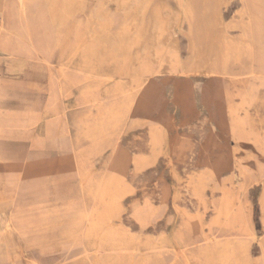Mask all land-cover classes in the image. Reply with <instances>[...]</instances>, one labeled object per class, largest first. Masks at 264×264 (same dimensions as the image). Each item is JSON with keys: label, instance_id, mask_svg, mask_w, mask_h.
Returning <instances> with one entry per match:
<instances>
[{"label": "rangeland", "instance_id": "obj_1", "mask_svg": "<svg viewBox=\"0 0 264 264\" xmlns=\"http://www.w3.org/2000/svg\"><path fill=\"white\" fill-rule=\"evenodd\" d=\"M39 1L56 51L33 58L122 80L74 76L114 99L83 121L76 149L60 148L69 129L45 124L48 106H0V264H264V81L243 77L264 69V23L235 24L241 0H210L223 26L205 29L191 0ZM216 34L221 53L206 54ZM244 36L259 56L222 55ZM146 82L152 100L134 105Z\"/></svg>", "mask_w": 264, "mask_h": 264}, {"label": "bare ground", "instance_id": "obj_2", "mask_svg": "<svg viewBox=\"0 0 264 264\" xmlns=\"http://www.w3.org/2000/svg\"><path fill=\"white\" fill-rule=\"evenodd\" d=\"M241 2H242V7L240 8L241 17L239 18V20L235 24L242 25V27H241L242 30H245L249 27H260L262 25V23H264V17H263L264 15L262 12L263 8H262L261 0H241ZM43 3H41L39 0H0L1 10H2V15L0 17V48H8L10 50V52L13 54H17V55L26 57L28 59L37 60V61H39L40 66L47 71L49 70V72H55V71L61 72L60 74H62V76L64 78L59 81L60 82V88H63L64 86H66L67 88L64 90H61L60 96H59V97H61L60 99L65 100L67 98L66 100L68 102L76 101L78 103V106H81V107L77 108L76 106H68V107L64 106V108L63 107L60 108L58 105H55V104L49 105L47 107L49 109V113L47 114L48 119L45 121V124L48 123V125H51V124L56 125V124H58V122H63L62 124L66 125L68 127L69 131L68 132L65 131L64 128L60 129L58 140L59 141L61 140V142L63 143V145H61L60 148L65 149L69 146V144H71L72 149H76L80 145V139L82 137L81 125H82L83 121L92 114L97 115L99 113H103L106 106H114V99H113V96H111V94L108 93V91L105 92L102 90L101 91L100 90L99 91L93 90L92 94H90V90H87V94L84 90L83 91L82 90L76 91L75 87L76 88L78 87V82L74 79V76H76V75L79 76L80 74L83 75V73H84L85 75L87 74L88 76H93L96 78H102V80H106V81H110L111 79L122 80V78H120L119 76L113 77L111 75H107V76L98 75L96 73H92L91 71H85V72L80 71L79 72V71L73 70L71 68L61 69L59 67L60 65L59 64L55 65L54 64L55 62L52 59L39 58V57L33 58V56H31V55H38L41 53H45V54L47 53L48 55H52L56 51V49L50 48L47 50L44 47L45 45H47L46 42L49 41V38L52 36L53 32L51 30L49 12L44 7L45 4H43ZM191 5H192L190 8L192 10L191 15H190V17H191L190 23L191 24L197 25L198 28H202V29L212 28V27L214 28V27H218V26L222 27L223 26V23L221 22V20L219 18L220 15H218V11H216V9L210 8L211 7L210 0H191ZM197 9H199L198 12H197ZM180 10L182 11V9H180ZM150 12H152V10ZM198 13H199V15H198ZM70 21H71V19L65 25L66 30L71 29L68 26ZM227 23H229V22H227ZM235 24H234V26H235ZM227 26H229V25H227ZM74 30H76V33L78 35H82V32L77 31V30H79V29H77V27H74ZM150 30L152 31L151 28H150ZM5 32L8 33V36L5 34ZM223 38H225V37H223ZM142 39H143V37L141 38V40ZM75 40L72 41V44L75 42ZM221 43H222V35L216 34V37L212 38V40L209 42V45H208L207 49L205 50L206 54H211L214 52V50L216 51L215 54H217L218 51L220 52L221 51L220 48L222 49ZM258 47H259V45L254 42V39L249 38L247 36H244V37H241L237 41V43H234L233 45H229V47L226 51H222V53H224L222 55L228 56L229 57V58L227 57L228 59H230V58H232V59H243L245 57H248L249 55L251 57H255L257 55L258 56L260 55V53L257 54L260 51L258 49ZM215 54H213V55L215 56ZM228 59H226V60H228ZM52 67H55L56 70L55 71L51 70ZM224 67L226 69L227 66H224ZM260 68H262V67H260ZM192 71H194V70L192 69ZM208 72H209V69H208ZM213 75H214V73H213ZM243 77L250 78L251 82H254L256 80H261V79L264 81V69H259V70L254 69L253 71L246 73L245 76H243ZM143 83H144V81H143ZM209 89H210V87H209ZM240 95L242 97H244L245 93H241ZM130 96L133 97V99H132L133 104L134 105L138 104L137 106L141 105L142 102L145 104L146 102L151 101L152 100V88H151L149 82H146L145 84H143L138 91L133 92ZM0 98H1V96H0ZM54 98L55 97L53 96V98L51 99V102H59L58 98H56V99H54ZM133 104H132V106H133ZM150 106H152V105H150ZM43 109H45V108H43ZM40 110L41 109H39V111ZM134 111L136 113L138 112V110H134ZM144 111L146 112L145 113L146 115H149L151 113V110L147 109V106L146 107L144 106ZM39 115H40L39 118L41 119L43 113L40 112ZM214 116H215V114H214ZM212 117H213V115H212ZM230 135H232V134H230ZM52 141L55 142V138L51 139L50 141H46V142L44 141L43 143L41 142L38 145V150L44 149L48 145L47 143H52ZM73 141L76 144V146H74V144L72 143ZM78 143H79V145H78ZM215 143H216V140H215ZM168 147H169V145H168ZM31 148H32V146H31ZM241 151H243V150H241ZM222 186H223V183H222ZM117 189H118V191L120 190L119 188H117ZM195 190L197 192V195L200 196V194L202 193L201 190L199 188H196ZM223 196L225 197L224 194H223ZM114 197H117V196H114ZM164 206H165V204H164ZM223 214L227 215V217L229 218V216L232 215V212H231V210H226L224 212L221 211V212H218L216 214L217 215L216 217L218 218V217L222 216ZM0 216H1V214H0ZM146 217H147V215H139L138 214V216L136 218L138 219L139 222H148ZM215 222H217L216 219H215ZM230 222H231V219H230ZM217 224H219V223L217 222ZM225 225H228V224H225ZM10 227L11 226L9 224H6V226H5L6 230H7V228H10ZM164 236H165V234H164ZM217 237H218L217 235H215L214 233H211V232L203 234V239L206 241H209V242L216 240ZM135 251H137V249H135Z\"/></svg>", "mask_w": 264, "mask_h": 264}, {"label": "crops", "instance_id": "obj_3", "mask_svg": "<svg viewBox=\"0 0 264 264\" xmlns=\"http://www.w3.org/2000/svg\"><path fill=\"white\" fill-rule=\"evenodd\" d=\"M5 34L8 36L7 32ZM13 64L22 65V70L14 76L5 75V67ZM60 73L49 72L37 60L13 54L8 48H0V106H78L76 101L68 102L67 98L51 102L53 96L54 99L60 96L59 80L63 79Z\"/></svg>", "mask_w": 264, "mask_h": 264}]
</instances>
